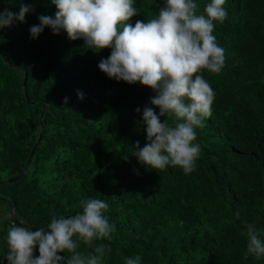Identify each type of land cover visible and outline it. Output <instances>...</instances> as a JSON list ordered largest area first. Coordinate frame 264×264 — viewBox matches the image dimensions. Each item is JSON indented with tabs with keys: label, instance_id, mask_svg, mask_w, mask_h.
I'll use <instances>...</instances> for the list:
<instances>
[{
	"label": "trees",
	"instance_id": "1",
	"mask_svg": "<svg viewBox=\"0 0 264 264\" xmlns=\"http://www.w3.org/2000/svg\"><path fill=\"white\" fill-rule=\"evenodd\" d=\"M195 2L203 13L211 0ZM22 4L32 9L24 22L0 29V204L9 211L0 261L12 224L46 228L52 216H73L81 199L93 198L108 204L104 214L115 226L111 241H101L111 249L102 264L128 257L139 264H264V256L247 254L245 227L254 224L264 239V0H226L227 19L213 33L225 65L202 73L215 99L196 129L201 153L187 175L178 167L149 169L134 156L136 143L147 142L142 114L151 89L101 72L110 49L95 52L50 28L32 39L38 17H54L56 8L51 0H0V11L18 16ZM134 6L133 26L158 14L163 0ZM78 251L91 249L81 243Z\"/></svg>",
	"mask_w": 264,
	"mask_h": 264
},
{
	"label": "clouds",
	"instance_id": "2",
	"mask_svg": "<svg viewBox=\"0 0 264 264\" xmlns=\"http://www.w3.org/2000/svg\"><path fill=\"white\" fill-rule=\"evenodd\" d=\"M56 12L41 15L30 28L32 39L50 28L54 35L67 33L69 40L82 39L95 52L110 49L98 65L109 79L128 85L139 83L154 95L144 106L142 122L147 142L135 145V158L149 169L178 167L184 174L195 170L201 147L196 129L212 115L215 92L203 71L218 74L225 65V50L213 34L217 23L227 19L226 0H211L203 13L195 0H163L158 14L147 21L128 23L139 15L134 0H51ZM30 6L21 5L18 16L0 11V29L24 22ZM79 99L83 93L78 92ZM67 104V98H65ZM156 109L159 110L157 114ZM140 108L136 109L139 113ZM170 117L168 119L161 118ZM82 211L73 216H52L46 228L30 230L12 224L7 230V253L0 264H102L115 226L104 214L103 199H81ZM239 218V213L236 214ZM246 251L264 256V239L254 224L245 222ZM95 242V243H94ZM91 249L84 254L80 244ZM38 251V255L36 254ZM125 264H139L128 257Z\"/></svg>",
	"mask_w": 264,
	"mask_h": 264
},
{
	"label": "rangeland",
	"instance_id": "3",
	"mask_svg": "<svg viewBox=\"0 0 264 264\" xmlns=\"http://www.w3.org/2000/svg\"><path fill=\"white\" fill-rule=\"evenodd\" d=\"M9 211L5 205L0 204V225H2L5 221H8Z\"/></svg>",
	"mask_w": 264,
	"mask_h": 264
},
{
	"label": "water",
	"instance_id": "4",
	"mask_svg": "<svg viewBox=\"0 0 264 264\" xmlns=\"http://www.w3.org/2000/svg\"><path fill=\"white\" fill-rule=\"evenodd\" d=\"M34 149H35V147H34ZM34 149H33V150L31 151V153H30V157H29V160H28V162H27V165L29 164V162H30V160H31V158H32V156H33ZM12 181H13V179L10 180V182H12Z\"/></svg>",
	"mask_w": 264,
	"mask_h": 264
}]
</instances>
